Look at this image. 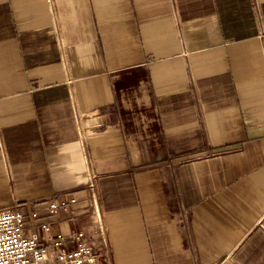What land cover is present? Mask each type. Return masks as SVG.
Wrapping results in <instances>:
<instances>
[{"label":"crops","instance_id":"crops-1","mask_svg":"<svg viewBox=\"0 0 264 264\" xmlns=\"http://www.w3.org/2000/svg\"><path fill=\"white\" fill-rule=\"evenodd\" d=\"M7 207L41 264H264V0H0Z\"/></svg>","mask_w":264,"mask_h":264},{"label":"built area","instance_id":"built-area-1","mask_svg":"<svg viewBox=\"0 0 264 264\" xmlns=\"http://www.w3.org/2000/svg\"><path fill=\"white\" fill-rule=\"evenodd\" d=\"M50 208L53 211L56 205L51 203ZM25 227V215L17 208L0 209V264H41L45 260L44 246L36 236L25 235ZM79 250L72 254L58 253L52 264H99L98 255L89 251L87 243L83 242Z\"/></svg>","mask_w":264,"mask_h":264}]
</instances>
